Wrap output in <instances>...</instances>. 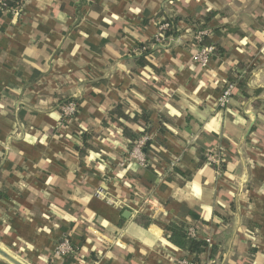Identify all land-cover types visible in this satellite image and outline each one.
<instances>
[{
    "label": "crops",
    "instance_id": "1",
    "mask_svg": "<svg viewBox=\"0 0 264 264\" xmlns=\"http://www.w3.org/2000/svg\"><path fill=\"white\" fill-rule=\"evenodd\" d=\"M16 7L0 10V248L24 264H264V0ZM167 19L178 34L152 45ZM197 26L216 46L205 66ZM119 106L136 121L109 120ZM124 125L149 137L145 165ZM180 221L210 245L173 244ZM64 238L75 252L56 256Z\"/></svg>",
    "mask_w": 264,
    "mask_h": 264
},
{
    "label": "built area",
    "instance_id": "2",
    "mask_svg": "<svg viewBox=\"0 0 264 264\" xmlns=\"http://www.w3.org/2000/svg\"><path fill=\"white\" fill-rule=\"evenodd\" d=\"M0 10L5 11V12H17L18 8L17 7H11L8 5L7 0H0ZM169 28V22L164 21L161 23L160 30L163 32ZM209 34V30L200 28L198 31L194 34V40L196 44L198 45V52L196 54V59L200 62L202 66L207 65L209 62L210 58L214 54L215 51V46L214 45H203L201 42L203 40V37L205 35ZM158 42L162 43L164 41L163 37L160 35L158 36L157 39ZM236 88V84L234 82H227L225 84V87L222 91V95L219 98L218 105L220 108H225L233 95V92ZM77 112V102L76 101H70L66 105L62 106L61 108V118L63 120L71 118L75 113ZM149 139L147 135L141 137L135 142V145L131 152L128 154V158L130 160H135L137 161L140 165H145L147 162L146 159V154L143 151V146L145 142ZM207 162L217 166L219 170V166L222 163L221 157L217 156L216 154H208L206 156ZM188 231L189 235L192 237H199V232L198 229L194 226H188ZM205 240L208 242V245L211 243V238L206 237ZM75 252L71 241L68 238H64L61 240L58 245L56 246L55 249V255L56 256H69ZM176 264H194L193 261L187 258L180 259L176 262Z\"/></svg>",
    "mask_w": 264,
    "mask_h": 264
},
{
    "label": "trees",
    "instance_id": "3",
    "mask_svg": "<svg viewBox=\"0 0 264 264\" xmlns=\"http://www.w3.org/2000/svg\"><path fill=\"white\" fill-rule=\"evenodd\" d=\"M22 1L23 0H7V3L11 7H16V6H19L22 3ZM177 20L178 19H174V20L167 19L166 20L167 22H169V28H167L166 30L161 32V36L163 37L164 41H169V39L171 37L176 36L178 34L177 26H176ZM207 20H209V17H207ZM157 44H162V43L158 42L157 40L152 41V45H157ZM202 44L203 45H205V44L206 45H211V44L214 45L211 42V40L209 39V35H205L203 37ZM146 48H144V52L142 54L144 57L150 52V48H147V49ZM215 48H216V46H215ZM115 113L119 114L122 124L125 121H136V119H137V117H131L130 115L124 114L121 111L120 106H119L112 111V113L110 114L109 120H111L113 122L117 121V119L114 116H112ZM143 118L145 120L148 119L146 117H143ZM123 132L130 139V146H129L130 148H128V150H131L132 147L134 146L135 141L139 139L140 135H142L143 132L145 133V131H143L141 134L134 133L126 125L123 126ZM89 139H90L89 134L88 135L86 134L83 137V146L78 148L80 153H85V151H86L85 147H90L92 150H95V148L89 142ZM148 143L149 142L146 143V146ZM204 159L205 158L203 156L201 160L204 161ZM223 168H224V164L221 165L220 170ZM188 226H189V224L186 222H183V221L172 222L167 227V234H168L169 240L173 244H175L181 248L186 249L189 253H196V252H199L201 249H206L207 246H209L208 242L204 238L192 237L191 235H189ZM214 253H215V247H212V255Z\"/></svg>",
    "mask_w": 264,
    "mask_h": 264
},
{
    "label": "water",
    "instance_id": "4",
    "mask_svg": "<svg viewBox=\"0 0 264 264\" xmlns=\"http://www.w3.org/2000/svg\"><path fill=\"white\" fill-rule=\"evenodd\" d=\"M130 213V212H127ZM125 215V214H124ZM0 254L2 256H4L5 258H7L10 262H12L13 264H24L23 262H21L20 260L14 258L12 255L8 254L7 252H5L4 250H2L0 248Z\"/></svg>",
    "mask_w": 264,
    "mask_h": 264
},
{
    "label": "rangeland",
    "instance_id": "5",
    "mask_svg": "<svg viewBox=\"0 0 264 264\" xmlns=\"http://www.w3.org/2000/svg\"><path fill=\"white\" fill-rule=\"evenodd\" d=\"M201 27L200 26H197V27H195V29H194V31L192 32V34H193V40H194V34L198 31V29H200ZM203 28V27H202ZM204 29H207L208 30V28H204ZM155 41V40H154ZM195 41V40H194ZM166 43H168V41H162V44H166ZM202 43V42H201Z\"/></svg>",
    "mask_w": 264,
    "mask_h": 264
}]
</instances>
